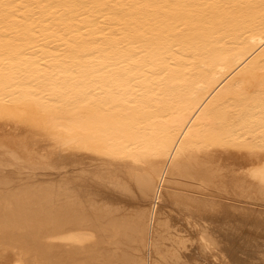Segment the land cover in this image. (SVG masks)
Returning a JSON list of instances; mask_svg holds the SVG:
<instances>
[{"label": "bare ground", "instance_id": "1", "mask_svg": "<svg viewBox=\"0 0 264 264\" xmlns=\"http://www.w3.org/2000/svg\"><path fill=\"white\" fill-rule=\"evenodd\" d=\"M0 264H264V0H0Z\"/></svg>", "mask_w": 264, "mask_h": 264}, {"label": "rangeland", "instance_id": "2", "mask_svg": "<svg viewBox=\"0 0 264 264\" xmlns=\"http://www.w3.org/2000/svg\"><path fill=\"white\" fill-rule=\"evenodd\" d=\"M122 163H124V162H122ZM125 164V163H124Z\"/></svg>", "mask_w": 264, "mask_h": 264}]
</instances>
